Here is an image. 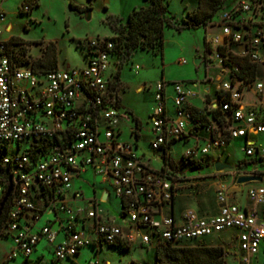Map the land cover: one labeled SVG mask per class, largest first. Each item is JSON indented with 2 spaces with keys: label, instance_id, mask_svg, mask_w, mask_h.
Listing matches in <instances>:
<instances>
[{
  "label": "built area",
  "instance_id": "obj_1",
  "mask_svg": "<svg viewBox=\"0 0 264 264\" xmlns=\"http://www.w3.org/2000/svg\"><path fill=\"white\" fill-rule=\"evenodd\" d=\"M227 1L229 6L211 23L219 31L205 38L206 71L217 72L215 78L205 76L208 89L201 94L190 88L198 82H172L169 94V82L154 85L150 147L161 152L159 170L137 154L134 129V143L118 138L127 116L120 112L116 93L119 67L109 59L115 56L114 42L87 40L84 66L39 73L15 58L6 39L0 40V202L11 185L0 228V236L12 242L5 262L42 264L31 259L41 241L52 246L51 264H75L85 247L96 253L135 245L153 250L234 231V254L228 257L234 264H255L264 240V184L239 185L236 179L264 176L256 173L264 164V0ZM112 67L116 73L106 76ZM194 99L202 106L193 104ZM234 141L247 160L232 164V170L215 171L220 175L213 189L217 213L199 216L187 210L177 219L173 206L184 177L170 159L173 145H188L182 164L199 168L220 161L211 151H223ZM85 170L119 198L120 223L101 207L103 199L73 188L74 177ZM245 186L250 205L234 197ZM72 202L83 205L73 208ZM46 212L55 220L37 227ZM59 234L63 237L56 241ZM92 264L102 263L96 259Z\"/></svg>",
  "mask_w": 264,
  "mask_h": 264
},
{
  "label": "rangeland",
  "instance_id": "obj_2",
  "mask_svg": "<svg viewBox=\"0 0 264 264\" xmlns=\"http://www.w3.org/2000/svg\"><path fill=\"white\" fill-rule=\"evenodd\" d=\"M197 1L168 0L167 10L173 16V21L183 24L182 19L186 17L188 11L197 6ZM32 3L33 0H0V13L4 15L2 19L0 18V40L6 39L10 48L28 64L39 62L45 66L57 59V66L60 69L84 66L86 41L114 35L112 25L118 18L125 20L134 7L146 4L144 0H37V6L32 7ZM70 3L80 7V11L70 8ZM26 6L30 9L27 12ZM218 31L219 28L211 24L206 27L185 28L181 31L167 27L164 30L162 55L139 49L128 56L120 55L118 58L110 56L109 58L111 63H116L119 67L116 93L120 99V112L127 116L122 119L123 130L118 138L134 143L135 137L131 134V130L135 128V122L138 121L140 129H134L140 135L136 142L138 145L136 152L142 161L154 170H159L163 166L161 152L154 151L150 147L149 128L155 106L154 85L165 80L170 83L166 90L172 94V82H198V87L190 88L202 94L206 86L203 84L205 76L215 78L217 72L213 68L206 71L203 60L196 66L194 60L205 58V38ZM182 59L186 60V64L179 63ZM136 66L139 67L137 71H135ZM115 71L112 67L106 72V76L110 73L115 74ZM215 85L216 82L210 84L212 90ZM196 101L202 106L199 99ZM187 147L188 145L176 143L170 150L171 161L183 172L184 177V184L177 193L175 209L178 213L190 209L202 215L215 214L217 205L213 190L214 181L219 179L220 175L215 174L210 163L199 168L182 164L181 155ZM241 148V144L234 141L223 151L212 150L210 156L230 165L238 164L247 160ZM23 149L22 147L20 152ZM259 166V171L264 175V164ZM243 189L245 194L246 186ZM101 207L110 217L115 218L118 223L121 222L120 200L113 193L109 201L101 203ZM58 214L62 218L66 217L64 213ZM55 218L53 213L46 212L42 215L37 227H41L46 220L54 221ZM53 227L56 229L57 223H54ZM232 235H234L232 232L225 231L217 237L223 244L231 246V255L234 254L232 246L235 243ZM217 239L212 237L209 240L215 242ZM45 244V241H41L37 245L38 249L31 254V259H36L37 255L42 253L44 254L42 264H51L53 255L51 250L48 251L44 247ZM205 245L207 242L204 245L200 242L190 244V246ZM9 246V240L6 237H0V261L7 253ZM229 258H226V264H234ZM96 259H99L102 264H127L130 261L135 264H160L152 249L139 245L130 246L125 251L105 247L97 253L92 248L86 247L81 250L76 261L78 264H92ZM63 264L69 263L65 261ZM255 264H264V240L261 242Z\"/></svg>",
  "mask_w": 264,
  "mask_h": 264
},
{
  "label": "trees",
  "instance_id": "obj_3",
  "mask_svg": "<svg viewBox=\"0 0 264 264\" xmlns=\"http://www.w3.org/2000/svg\"><path fill=\"white\" fill-rule=\"evenodd\" d=\"M144 1L146 4L134 7L125 20L118 18L117 22L112 25L114 35L104 38V40L114 42L115 48L112 52L113 55L117 57L120 55L128 56L139 49L153 54L159 53L162 55L165 28H175L176 30L181 31L185 28L206 27L211 24V22L217 20L222 9L229 6L227 0H198L197 6L187 12L186 17L182 19L183 24H181L173 21V16L169 14L167 10L168 0ZM37 4V0H33L32 7L37 6ZM70 8L80 11V7L72 3H70ZM12 52L14 53L15 58L21 62L27 63L24 58H20L14 50H12ZM85 54L87 56V52ZM33 63L34 64L30 65L39 73H45L57 69L56 59H54L49 65L45 66L39 62ZM118 75L116 76L117 83ZM139 127V122L136 121L135 128ZM133 133L138 139V134L136 132ZM163 159L164 161H167L165 156ZM189 163L191 168L197 167L196 164ZM256 173L262 174L260 171ZM9 201L10 198L0 216V228L2 221L6 216ZM193 242H200L203 245L205 243L204 240ZM193 242L181 245L161 244L154 248L153 252L156 260L160 264H226V258L230 253L229 246L226 244L190 246Z\"/></svg>",
  "mask_w": 264,
  "mask_h": 264
},
{
  "label": "crops",
  "instance_id": "obj_4",
  "mask_svg": "<svg viewBox=\"0 0 264 264\" xmlns=\"http://www.w3.org/2000/svg\"><path fill=\"white\" fill-rule=\"evenodd\" d=\"M203 60V59H202ZM202 60H201V62H202ZM56 61H57V59H56ZM116 64V63H115ZM57 68H59L58 66H57ZM120 72H119V69H118V74H119ZM117 74V75H118ZM205 85V84H204ZM208 89V85H206L205 87H204V90L203 91H206ZM120 100V99H119ZM197 99H194V100H192V103L193 104H195V105H198L197 104V101H196ZM168 105L170 106L171 105V102H170V99L168 100ZM119 108H120V101H119ZM122 123V122H121ZM122 125V124H121ZM120 125V126H121ZM135 129V128H134ZM137 129H140V128H137ZM122 130H123V128L121 127V133H122ZM135 131V130H134ZM149 132H150V128H149ZM136 133L138 134V136H140L139 135V133L136 131ZM150 134H151V132H150ZM138 138H140V137H138ZM126 141V140H125ZM138 146V145H137ZM223 178V180H225L226 178H224V177H222ZM97 179V180H96ZM99 179V180H98ZM258 183H262V184H264L263 183V177H262V180H261V182H254V184H258ZM108 185H107V183L105 182V181H103L102 179H100L97 175H95L91 170H85V171H81L77 176H75L74 177V179H73V188L75 189V190H80L83 194H84V196L85 197H90V198H96V199H99L100 198V200L101 199H103L104 201H109L110 200V198H111V195H112V193H111V191H110V189L107 187ZM241 188H238L236 191H235V199H236V201H238L240 204H242V205H250V203L248 202V200H247V198H246V196L244 197L243 195H245L244 194V190H240ZM105 194H107L106 195V197H105V199H104V195ZM244 197V198H243ZM176 198H177V196H176ZM176 198H175V201H174V206H173V213H174V215H175V217L177 218V219H179L180 218V216H181V214L183 213V212H185V211H187V210H183V211H181V212H177L176 211V209H175V205H176ZM216 202V201H215ZM80 204H82V202H72V206H76V205H80ZM216 205H217V203H216ZM188 210H190V209H188ZM191 211H193V210H191ZM194 212H196L199 216H210V215H214V214H204V215H202V214H199L197 211H194ZM216 213H217V211H216ZM215 213V214H216ZM229 232H232L233 234H234V231H229ZM223 233V232H222ZM221 233V234H222ZM221 234H219V235H217V236H212V237H215L216 239H217V237H219ZM0 237H3V236H0ZM62 234H59L58 236H57V240L56 241H59V240H61L62 239ZM212 237H209V239L210 238H212ZM7 240H9V242H10V246H9V248H8V250H7V253L9 252V250L11 249V246H12V242H11V239L9 238V237H7L6 238ZM208 238H206V239H204V241L205 242H207V245H218V244H222L223 245V243L220 241V240H216L215 242H210V240H209ZM44 247L48 250V251H52V246L51 245H49L48 243H46L45 245H44ZM86 248V247H85ZM37 249H38V246L35 248V251H37ZM7 253H5L4 255H3V257L1 258V261H0V264H19L20 262H19V260H17V261H15V260H10V261H8V262H5V260H4V256L7 254ZM80 253H81V251L75 256V259H74V263L75 264H78V262L76 261V258L80 255ZM37 259H41V261H42V258H44V254H42V253H39L38 255H37V257H36ZM107 263H108V261H107Z\"/></svg>",
  "mask_w": 264,
  "mask_h": 264
},
{
  "label": "water",
  "instance_id": "obj_5",
  "mask_svg": "<svg viewBox=\"0 0 264 264\" xmlns=\"http://www.w3.org/2000/svg\"><path fill=\"white\" fill-rule=\"evenodd\" d=\"M201 58H196L194 60V64L196 66H198L201 63ZM235 166L224 163V162H220V161H216L213 164V168L216 172H222L224 170H232ZM262 180V176L260 175H242V176H238L236 179V183L239 185H246L252 182H261ZM11 193V185H9V187L7 188L1 202H0V216L2 214V211L4 209V206L10 196ZM107 194L104 195V199L106 197Z\"/></svg>",
  "mask_w": 264,
  "mask_h": 264
}]
</instances>
